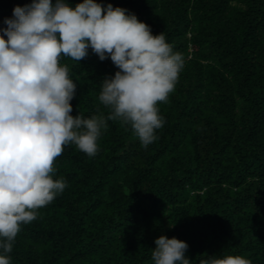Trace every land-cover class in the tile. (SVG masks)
Masks as SVG:
<instances>
[{
  "label": "trees",
  "instance_id": "1",
  "mask_svg": "<svg viewBox=\"0 0 264 264\" xmlns=\"http://www.w3.org/2000/svg\"><path fill=\"white\" fill-rule=\"evenodd\" d=\"M95 2L163 32L185 64L147 148L111 120L95 156L64 148L53 179L68 186L21 226L11 264H153L162 235L186 242L192 264L223 255L264 264V0ZM31 3L0 0V29ZM61 63L77 84L71 115H107L98 97L119 70L111 59L89 48Z\"/></svg>",
  "mask_w": 264,
  "mask_h": 264
},
{
  "label": "clouds",
  "instance_id": "2",
  "mask_svg": "<svg viewBox=\"0 0 264 264\" xmlns=\"http://www.w3.org/2000/svg\"><path fill=\"white\" fill-rule=\"evenodd\" d=\"M0 29V264L8 255L21 226L37 219L68 186L53 179L54 162L64 148L75 145L93 157L108 121L130 126L142 147L158 139L165 118L159 103L175 89L184 56L174 51L163 32L127 9L95 0L75 8L64 0H32L13 9ZM7 37L5 39L4 37ZM91 48L101 61L110 58L119 69L105 78L99 102L109 111L85 118L71 115L77 84L62 57L81 61ZM151 251L153 264H192L188 245L160 236ZM206 255V254H205ZM199 264H252L241 255L201 259Z\"/></svg>",
  "mask_w": 264,
  "mask_h": 264
}]
</instances>
